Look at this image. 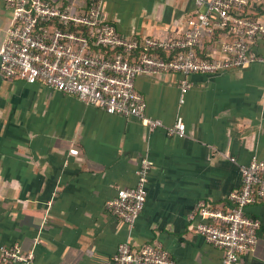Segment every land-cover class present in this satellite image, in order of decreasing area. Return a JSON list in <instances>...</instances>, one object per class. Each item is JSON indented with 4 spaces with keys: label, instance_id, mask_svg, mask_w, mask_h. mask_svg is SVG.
Instances as JSON below:
<instances>
[{
    "label": "crops",
    "instance_id": "obj_1",
    "mask_svg": "<svg viewBox=\"0 0 264 264\" xmlns=\"http://www.w3.org/2000/svg\"><path fill=\"white\" fill-rule=\"evenodd\" d=\"M50 1L77 14L87 10L85 0ZM263 7L264 0H247V12L264 23ZM194 9L195 0H104L101 20L125 38L162 39L181 34ZM11 16L0 2V43ZM232 39L205 34L198 49L203 58H216L220 41ZM253 49L264 57V41ZM179 78L175 72L137 76L145 114L164 124L150 130L134 116L0 73V245L18 243L34 253L35 264H112L125 240L134 248L158 243L176 264H221L222 251L195 231L207 219L198 204L231 208L230 194L242 184L240 165L264 158V60L190 74L182 104ZM178 115L182 136L167 132ZM142 158L151 161L147 194L129 225L106 201L136 184ZM246 213L260 227L238 264H264V198Z\"/></svg>",
    "mask_w": 264,
    "mask_h": 264
},
{
    "label": "built area",
    "instance_id": "obj_2",
    "mask_svg": "<svg viewBox=\"0 0 264 264\" xmlns=\"http://www.w3.org/2000/svg\"><path fill=\"white\" fill-rule=\"evenodd\" d=\"M83 14L71 11L50 0H0L12 12L5 36L0 43V73L28 83H42L107 113L134 116L150 129L164 126L159 118L145 114L146 102L136 89L138 75L175 72L179 78V103L192 83V73L215 74L230 67H244L264 60L253 45L264 41V23L236 14L247 0H195V9L186 19L181 34L166 38H125L116 27L101 20L104 0H86ZM231 20V24H229ZM54 22L80 25L88 31L77 33L52 26ZM234 39L221 40L220 55L203 58L198 55L203 35L213 27H226ZM143 46L165 53L144 51L135 61L131 54ZM169 134L185 135L183 118L178 115ZM77 153V149H70ZM233 159V157L231 158ZM151 161L140 159L134 186L118 188L106 201L111 214L131 225L142 211L147 194ZM264 158L253 156L240 165L241 187L230 197L233 205L226 211L201 202L198 210L206 220L195 223V231L205 241L222 251L221 264H238L241 253L257 241L260 220L246 213V207L264 198ZM0 264H35L34 253L25 252L18 243L0 245ZM112 264H176L169 252L158 243L134 248L129 241L118 243Z\"/></svg>",
    "mask_w": 264,
    "mask_h": 264
},
{
    "label": "trees",
    "instance_id": "obj_3",
    "mask_svg": "<svg viewBox=\"0 0 264 264\" xmlns=\"http://www.w3.org/2000/svg\"><path fill=\"white\" fill-rule=\"evenodd\" d=\"M85 6L87 7L88 6V3L87 1L85 0ZM262 8V6H261ZM264 10V7L263 9ZM239 13L236 14L234 11H231V15L232 16H235V15H239V16H242V17H247V18H252V19H256L257 18V13H255L254 15L250 14L247 12V4H245L240 10H238ZM229 24H231V20H229ZM229 24L226 26V27H213L212 29V32L210 34H208V37L211 41H216L219 37H225V38H230V39H234V35L232 33H228V27H229ZM52 26H58L60 28H63V29H69V30H72L74 32H77V33H84L86 31H88L86 28H83L82 26L80 25H74V24H65V23H61V22H54L52 24ZM144 51H148L150 53H153V54H157V55H160V56H165V53L161 52V51H156V50H149V49H146L145 47L143 46H139L134 52L133 54H131V59L132 61H135L137 56L139 55V53L141 52H144ZM198 52V55L200 57H203L205 56L204 53H201V48L197 50Z\"/></svg>",
    "mask_w": 264,
    "mask_h": 264
}]
</instances>
